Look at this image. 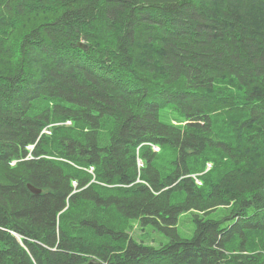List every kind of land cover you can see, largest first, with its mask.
Returning a JSON list of instances; mask_svg holds the SVG:
<instances>
[{
    "label": "trees",
    "instance_id": "obj_1",
    "mask_svg": "<svg viewBox=\"0 0 264 264\" xmlns=\"http://www.w3.org/2000/svg\"><path fill=\"white\" fill-rule=\"evenodd\" d=\"M92 260L264 264V0H0V264Z\"/></svg>",
    "mask_w": 264,
    "mask_h": 264
},
{
    "label": "rangeland",
    "instance_id": "obj_2",
    "mask_svg": "<svg viewBox=\"0 0 264 264\" xmlns=\"http://www.w3.org/2000/svg\"><path fill=\"white\" fill-rule=\"evenodd\" d=\"M21 23H15L14 27L19 30ZM14 52L15 50H11ZM178 115L176 112L168 111L166 113H162L160 119L162 122H168L171 118H177ZM46 133L49 132L46 130ZM195 214L201 215L198 212L192 211L183 213L178 218L177 222V230L179 235L182 238L190 239L193 236L195 230L194 216ZM228 210L225 208L217 209L211 212L208 215H201L203 218L215 219V220H223L228 217ZM229 221H224L223 225L227 224ZM130 236L137 241L138 243H142L144 245H149L153 247H160L162 244L167 242V238L163 235L159 230H155L152 227L146 226L141 227L137 222H132L131 228L129 230Z\"/></svg>",
    "mask_w": 264,
    "mask_h": 264
},
{
    "label": "water",
    "instance_id": "obj_3",
    "mask_svg": "<svg viewBox=\"0 0 264 264\" xmlns=\"http://www.w3.org/2000/svg\"><path fill=\"white\" fill-rule=\"evenodd\" d=\"M77 47L80 48V49H85V44L83 42H79L77 44ZM28 189L34 194V195H38L41 193V190L40 189H36L34 188L33 186H31L30 184L27 185ZM87 264H101L100 262H97V261H90L88 262Z\"/></svg>",
    "mask_w": 264,
    "mask_h": 264
},
{
    "label": "built area",
    "instance_id": "obj_4",
    "mask_svg": "<svg viewBox=\"0 0 264 264\" xmlns=\"http://www.w3.org/2000/svg\"><path fill=\"white\" fill-rule=\"evenodd\" d=\"M69 123V122H68ZM153 149H154V151H158V147H156V146H153ZM210 167V165L208 164L207 165V168H209ZM195 182L199 185L200 184V182L197 180V179H195Z\"/></svg>",
    "mask_w": 264,
    "mask_h": 264
}]
</instances>
